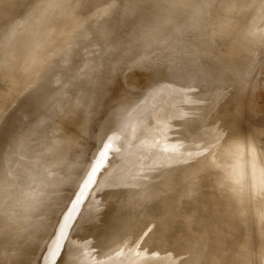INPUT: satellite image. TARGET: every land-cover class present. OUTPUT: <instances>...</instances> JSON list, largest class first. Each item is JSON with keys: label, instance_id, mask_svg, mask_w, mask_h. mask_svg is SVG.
<instances>
[{"label": "rangeland", "instance_id": "1", "mask_svg": "<svg viewBox=\"0 0 264 264\" xmlns=\"http://www.w3.org/2000/svg\"><path fill=\"white\" fill-rule=\"evenodd\" d=\"M24 1L11 0L10 3L8 0L0 1L3 6H12L8 12L0 16V34L2 35L0 40L3 36L5 38V34L7 35L10 24H15V32L11 31L13 36L6 40L3 38V42L0 41V99L4 104L9 102L8 106L12 103L10 108L6 106L9 109L5 107L4 111H7L0 113V264H136L137 260L143 258L146 253L157 250L155 243L159 236L156 231L170 228L171 234H177L180 235L178 237L183 238L179 233L183 226H180V230L177 229L175 220L181 218L180 215H184L189 209H194L193 218L196 221L206 219V227L207 229L210 227L208 230L214 237V244L211 246L214 247L213 253L207 255L208 247H206L199 249L188 258L190 252L182 244L175 246L172 240L167 241L162 249H158V252L162 255H172L178 263L181 262L180 264L185 263L187 258L189 264H200L201 260L206 264H214L215 261L216 264H233L234 262L237 264L236 259L230 260V254L227 255L228 250L230 251L232 232H229L231 229L229 226L231 225H223L218 221L219 215L210 212L213 211V206L215 209L225 207L223 203L229 200L226 202L222 200L230 199L229 195L233 191L228 190L229 194L226 196L225 190L222 192L216 187L198 184L189 188L190 193L186 192L188 197L181 196L183 189L189 186L190 174L200 168V170L205 169V173L206 170L209 169L208 172H211L213 170L211 168H214L206 161L208 156L204 154L206 148L187 149L193 127L186 122V119L191 115L193 119L202 109L198 108V103L194 106L193 101H190L187 103L190 104L187 110L180 109V106L160 110V107L167 102L165 100L179 97L182 92L178 88L168 90L165 88L163 93L162 82L170 78H176L178 82H181L185 73L200 72L199 65L203 64L202 62L216 60L215 53L216 61L226 69L232 68L237 61H244L246 64H243H249L250 68L244 70L247 72L245 75L248 79L243 90L247 104L242 115L240 114L241 124L249 121L248 126L245 123L243 125L245 128H250L252 124L258 123V127H261L264 133V40L258 41L256 46L251 47L253 50L248 49L247 43H243L253 30L259 28L258 32H264L262 29L264 28V0H249V2H255L257 7L253 12L256 15L253 16H249L245 11L249 4H246L244 0H179V4H171L167 0H143L144 5H137L135 10L131 9L126 17H123L122 7L116 1V4L114 2L110 6L111 11L113 7L118 6L114 9V11L117 9L116 13L113 11L114 14L112 13L110 20L114 16L118 18L108 20L106 34L103 31L102 36H100L101 33L98 35L97 29L92 27L95 21L101 18L98 19V16H96L97 20L91 18L101 15L99 13L102 10V5L99 6L101 0H94L96 2L92 3L96 6L92 4L83 15L84 28L87 27L88 30L82 28L74 32L70 27L74 20L72 15L75 16V9L82 4L81 1L85 0H71L68 6L62 4L64 0H40V2L34 0L36 3L44 1L51 3L44 5L45 7L37 4L36 8L35 5L33 8L35 13L33 11L29 13V6L27 7L31 4H29L31 0H26V5ZM102 2H105L103 6L109 5L106 0ZM108 2L112 3V0ZM208 2L213 6L211 13L210 9L207 10ZM13 7L14 10H12ZM164 7H170L171 12L159 16V9ZM179 7H187V9L177 11ZM43 8L45 11L42 10ZM22 9L28 14L23 13ZM61 9H64V13L57 15L56 12ZM87 13H89L88 16ZM43 15L45 18L42 19ZM187 17L196 23L197 32L190 39L183 37L180 32V26H184L183 22H187ZM88 18L91 20L89 21ZM159 18H161L160 21H158ZM29 19L33 20L30 22ZM92 20H95L94 24H91ZM126 20L143 21L138 24V29L132 30L128 38L125 36L127 30H124L126 38L121 36L123 32L122 34L120 32L125 28L122 26ZM87 22L91 23L87 26ZM60 25L63 29L61 31L57 29L58 33L53 34L52 38H50L51 35L48 38L45 36V32ZM108 25L111 28L113 25L116 28L121 27H118L116 32L115 27L112 30ZM154 25V28L161 31L159 35L152 33ZM89 26L93 28L92 32L95 29L96 32L93 33L98 35H95L96 38L101 37V40L92 37L93 39L90 40L93 43L92 46L88 41L94 34L89 33L91 30ZM77 34L80 36H76ZM84 35L87 39L85 42L89 43L88 46L84 42ZM103 35L105 37L108 35L109 41L103 42V39H107L102 38ZM75 36L80 40L83 39L77 40ZM230 36L234 39L228 42L227 37ZM69 39H74L72 44ZM119 39L121 41L125 39L123 43L119 42L120 46L116 42ZM188 40L192 45L191 54L184 46ZM101 42L104 47H107L104 51V47H100L103 46ZM86 46L90 47L87 49ZM94 46L100 50H97L95 58ZM208 46L212 51L206 55L205 49ZM89 49L91 53L88 52ZM157 50L166 51L167 56L161 54L153 56ZM177 50L184 55H181L178 60H173L172 55ZM102 51L105 52V57ZM99 59L103 62L99 63ZM111 61L113 68L109 67ZM106 63H110L108 67ZM86 64L89 66L88 70H85ZM100 66H105L106 69ZM6 69L7 72H5ZM107 70L119 72L113 81L105 73L108 72ZM32 71L43 73V75L31 81L23 92H17L15 88L23 83V74ZM206 73L211 76L214 72L213 70L210 72L209 69ZM3 76L15 88L7 82H2L5 80ZM106 79L109 84L106 83ZM105 84H107L106 88ZM103 88L108 97L98 104L97 97L104 91ZM154 92L163 93L158 96L162 100H149L150 93L154 94ZM36 95L38 100L34 101ZM12 97L13 100L10 102ZM180 101L182 100L180 99L178 103ZM177 104L175 103V106ZM159 119V123H167L162 132L155 130L157 125L154 124ZM142 121L140 131L147 133L148 140L129 151L126 148L127 139L136 132L135 125ZM46 128L48 131L44 140L40 141L38 136ZM258 145L260 147L256 146L259 155L264 156V143L263 146L261 143ZM144 156L151 158L143 161ZM200 156L202 161L199 160ZM203 162L206 163L203 164ZM207 164L210 166L206 169ZM197 166H200L199 169ZM145 171H153V177L146 180ZM97 177H100L101 182L108 180L106 182L108 185L101 188V191ZM247 181L250 182L248 178ZM247 187H249L248 192ZM254 187L256 185L250 189V185L246 184V188L242 191L244 199H241L244 201L239 199L242 203L237 206L243 216V220L240 219L243 221L241 225H244L240 240L248 239L246 241L249 244L245 245L248 244L249 249L253 247L259 250L264 244V227H262L264 226V195L260 193L258 187L256 188L259 192L255 193ZM236 188L239 191L236 194L239 196H233L241 197L242 194H238L241 193L240 186L237 185ZM202 189H206L210 195H216L213 205L209 203L208 206V203L203 202L201 206V203L196 202L194 198ZM250 191L251 194H257L258 197L261 195V197L256 199L255 196H250ZM158 192L162 194L161 200L148 203L149 198ZM209 194L205 198L210 200ZM168 195L171 197L166 199ZM165 199L171 201V213L169 212L171 216L159 223L156 217L159 213H163L160 210L165 208L167 203ZM237 223L240 224L238 221ZM154 227L155 233L148 235ZM126 232L130 236L128 243L120 240V243L114 246L112 242L115 239L124 238L123 234ZM250 232L259 236L256 241H253L251 238L253 233ZM247 236L249 238H246ZM199 239L201 241L203 237ZM204 239L206 242L205 237ZM217 239L219 241L222 239V242H217ZM205 242L202 240L199 243ZM222 243L226 245L227 252L226 256L222 254L220 257L217 251L225 246ZM143 245L146 252L143 251ZM256 256H258L257 264L261 262L264 264L262 261L264 253L256 254ZM220 260L221 263L218 262ZM140 264H146V262Z\"/></svg>", "mask_w": 264, "mask_h": 264}, {"label": "bare ground", "instance_id": "2", "mask_svg": "<svg viewBox=\"0 0 264 264\" xmlns=\"http://www.w3.org/2000/svg\"><path fill=\"white\" fill-rule=\"evenodd\" d=\"M10 1L8 0V3H10ZM36 1L33 0V3H32V0H31V2H29V4L30 3L33 4L31 6V8H29L31 4L30 5H27V7L29 6L28 7L29 13L31 11L35 10V9H33L35 5H36L35 7L37 8V4L38 5L41 4V6L51 4L48 1H44L42 3H36ZM38 1L40 2V0H38ZM93 1L94 0L81 1L82 4L80 6H79V4L81 2L79 1L80 3L77 4L79 7L77 6L78 8L75 9V11H74L75 16H74V14L72 15V17L74 18V20H73V24L70 26L71 27V31L74 32V30H77V29H82V28L85 29L84 28L85 27V24H84V21H83V19H84L83 15H85L86 10L87 9H90L89 7L92 6V4H94L97 0L94 1V3H92ZM102 1L103 0L99 1V2L102 3V4L100 3V5H99V6L102 5V7H101L102 10L99 9L100 7L97 6L98 9L101 10V12H99V13L101 14L100 16H102V17H100L99 15H95V17H91V18H95V20H97L96 19L97 18L96 16H98V19L99 18H101V19L98 20V21L92 20L93 21L92 23L91 22H87V26H88V23L89 24L90 23L91 24H94V21L96 22L93 26L92 25L91 26L94 27L95 29H97L96 31H98L97 32L98 35H100L99 33H101L100 36H102L103 31H105V34H106V30H107L106 29L107 28L106 25L109 24L108 23L109 22L108 20H110V17L112 16V13H113L114 9L115 8H118V6L117 7H113L114 9H113V11H111L112 8H110V6H112V4H114V2L116 4V1H117V3L121 5L120 7H122L121 8L122 11L120 9H119V11H121V13H123V15H124L123 17H126V15L129 13V11L131 9H134L135 10V8L137 7V5H144V1L143 0H112V3L108 2L109 0H106V2L109 4L108 6L107 5L103 6L105 4V2H102ZM168 1L171 4H177L179 2V0H167V2ZM244 1L246 2V4H249V7L245 10L246 12H248V15L249 16L256 15L255 13H253L254 11H256V8H257L256 5H255V2H249V0H244ZM25 2H26V0L24 1V3ZM69 2H71V0H64V1H62V4L64 6H68ZM239 2H241V1H239ZM2 4L3 3H0V16L3 15V14H5L6 12H8L12 8V6L11 7L9 6L10 7L9 8V7H7L8 5L7 6H3ZM5 4H7V3H5ZM26 4L27 3H25V5ZM22 5H24V4L22 3ZM64 6L62 8H64ZM21 7L23 8V6H21ZM48 7H46V8L48 9ZM75 8H76V6H75ZM28 9H27V11H28ZM185 9H187V7H181V8L179 7V8H177V11H185ZM208 9H210V13L213 10L212 3H210V2H208L207 10ZM12 10H14V7H13ZM42 10L45 11V8H43ZM63 10L64 9L58 10L56 12V14L58 15L60 13H64ZM159 10H160V11H158L159 16H164L166 13H170L171 12V8L170 7L169 8L168 7L160 8ZM23 11H24L23 13H25L26 15L28 14L27 11H26L27 13L25 12V10H23ZM38 11L41 12L40 10H38ZM94 11H96L95 8H94ZM33 12H31V13H33ZM71 12H72V10H71ZM88 14L89 13H87L86 15L88 16ZM95 14H97V12H95ZM44 16L45 15H43V17L41 16V18L42 19L45 18ZM93 16H94V14H93ZM114 17H117V16H114ZM114 17L110 21L114 20ZM117 18H115V19H117ZM88 19H89V21L91 20L90 18H88ZM31 20H33V19H31ZM31 20L29 19L30 22H31ZM160 20H161V18L158 19V21H160ZM186 20H187L186 23H185V21L183 22L184 23V26L183 25L180 26V30H181L180 32H181V34H182L183 37H188L190 39V37L194 33L197 32L195 30V24L196 23L192 19H190L188 17H187ZM261 22H263V21H261ZM141 23H143V21L140 22V20H139V21H136L135 22V21H132V20H126L123 23V26L121 24V26L123 28L125 27L124 29L122 28L123 31L122 30L121 31L119 30L121 32V34L123 32V35H121V36H124L126 34L125 33L126 31L124 32V30H127L128 32H127V35H125V36H127V38L130 37L131 36L130 33L132 32V30L138 29L139 28L138 24H141ZM118 25H120V23ZM155 25L152 27V30H153L152 33H154V35L155 34L156 35H159L161 33V31H158V29L154 28ZM259 25H261V24L259 23ZM14 26H15L14 23L10 24L9 28L7 29V31L9 30L8 33H7V35L5 34V38L3 36L0 41L3 42V40H6L8 38L10 39V37L13 36V33H11V31L13 30L15 32ZM121 26H118V27H121ZM113 27H115V26L113 25ZM113 27L112 28L110 27V28L112 30H114ZM117 28L115 30L116 32H117ZM57 29L59 31H61L63 29V27L61 25L60 26H56L53 29H51L50 31L48 30L47 32H45V36L48 38V36L51 35L50 38H52L55 35V33H58V32H56ZM86 29L88 30L87 27H86ZM90 29L91 30L89 31V33L90 32L93 33L95 31V29H94V31L92 32V29L93 28H91V27H90ZM262 29L264 31V28H262ZM258 30H259V28L253 30L246 37V40H244L245 42H243V43H247L248 49H250L254 45L256 46L257 43H258V41L260 42V40H262V39L264 40V32L260 33V32H258ZM108 31L111 33L110 29H108ZM119 31H118V33H119ZM109 32H107V33H109ZM3 33H5V32H3ZM82 34H84V33H82ZM88 34H87V39H88ZM90 35H92V34H90ZM95 35H97V34H94L91 37H89L91 39H89L88 42L91 43L90 44L91 46H92L93 43L90 40H92L94 37L96 38ZM118 35L119 34H117V36ZM73 36L74 35L72 34L71 37H73ZM76 36H78V34ZM79 36H80V34H79ZM114 36H116V35H114ZM121 36H119V37L120 38H124L125 37V36L124 37H121ZM78 37H76V38H78ZM85 37H86V35L83 36L84 42H85V40H87ZM102 38H107V39H103V42H105V40H108V35H107V37L104 36ZM74 39H72V40L69 39L70 40L69 42L72 44V42H73ZM96 39L101 40V37H100V39L99 38H96ZM116 39H117V37H116ZM160 39L165 41V39H162V38H160ZM232 39H234L232 36L227 37V41L228 42L229 41H232ZM77 40H80V39L78 38ZM77 40H75V41L76 42H79ZM98 40H96V41H98ZM123 40L125 41V39H123ZM75 41H74V43H75ZM108 41H106V43ZM114 41H116V40H114ZM122 41L119 39L116 42H118V45L120 46V44L123 43ZM94 42H95V40H94ZM111 42H109V44H111ZM119 42H121V43L119 44ZM41 43H43V42L41 41ZM98 43H100V41H98ZM115 43H113V44H115ZM159 43L163 45L162 42H159ZM85 44L87 46L89 45V43L87 44V41L85 42ZM106 45H108V44H106ZM115 45H117V44H115ZM87 46H86V48H87ZM184 46H186L189 49V54H191L190 48L192 47V45H191V43H190L189 40L186 43H184ZM96 47L94 46V48L96 50L95 55H94V53H92L94 55V58L96 56L97 50L99 49V48L96 49ZM100 47H104V44H103V46L101 45ZM91 48L93 49V47H91ZM105 48L107 49V47H104L103 51L106 50ZM90 49H89V51L88 50L87 51L90 52ZM95 50H93V51H95ZM205 50H207L206 51L207 52L206 55L209 54V53H211V51H212V50H210L209 46ZM98 51H100V50H98ZM98 53H101V52H98ZM103 53H104L103 56L105 57V52H103ZM157 54H161L162 56H167L166 55V51L162 52V51H158L157 50L153 54V56H155ZM90 55L91 54H89V56ZM93 55H91V56L93 57ZM99 55L102 56L101 54H99ZM181 55H184V53L182 54L179 50H177V52H175L172 55V59L173 60H178ZM215 55H216V60H217V54L215 53ZM169 56L171 58V55H169ZM97 57H98V55H97ZM213 57H215V56H213ZM103 60H104V58H103ZM216 60L215 61L209 60L211 62H208V61L202 62L203 64L199 65V67L201 66V71L200 72H197V73H185L186 75H184V79H182L181 82H178L176 78H174V79L173 78H170V79H167V80L166 79L163 80V82H162V85L164 86V87H162V90L164 91L163 93H165V90H164L165 88L167 90L169 88H174V89L175 88H178L182 92H181V96H179V97L178 96L177 97H174V99H172V100H168V99L165 100L167 102L164 103L160 107L161 108L160 110H162L164 108H170L171 106L177 107V108L180 106L179 107L180 109L182 108L184 110H187V108H189V105H190V104H187V103L190 102V101H193L194 104H192V105H194V106L198 103V108L200 107V109H202V111L200 110L199 114L196 117L193 118L194 120L191 119L192 118V115H191V117H189V118L186 119V122H188L189 124H191V126L193 127V130L190 131L192 135H190L191 137H190V140H189V144L187 146V149L190 150V149H193L194 147H202L203 149L206 148V150L204 151V154L208 155L207 158H206L207 159L206 161L208 163H211L215 169L214 168H211V169H213V170H211V172H208V170H209L208 169V170H206V173H205V169L202 168L203 170H200L201 169V168L199 169L200 166H197L199 170H197V171L193 172L192 174H190L189 180H188L189 186L183 189V194L181 196L184 197V198L188 197L187 196L188 194L186 192L189 190V188H192L191 186H195V185H198V184L199 185H204V186L216 187L218 189H221L222 192H224V190H225L226 191L225 192L226 193V196L229 194L227 192L228 190H231V192L233 191L229 195V197L231 196L230 199L228 198V199H225L224 200L222 198L223 199L222 202H226V201L229 200L227 203H225V204L223 203V205H226L225 207L222 206L223 208H219L218 207V208L215 209L214 206H213V211H210L211 213H215V214H218L219 215V220L218 221L221 222V223H223V225L224 224H227L225 226H228L229 224L231 225V226H229L231 228L230 231L225 228L227 231L232 232V235L231 236L229 234V236L231 237L230 238V247L228 245L229 244L228 243L229 241L226 240V241H228L227 242V245L230 248V251L228 250V252H227L226 251L227 250L226 249V245L222 243L223 245H225V246H222L224 249L221 248L220 246H217V247H220L219 249H221V250L218 249L219 251H217L218 253H220V254H218V256L221 257L222 254H223L222 256H226L225 254L227 252V255L230 254L229 255V259L230 260L236 259L237 260V262H236L237 264H257L256 259H258V256H256V254L257 255H260V254L264 253V244H263V247H260L259 250H256L255 248H254L255 249L254 250L253 247H250V249L247 247V245L249 243L246 240H248V239H245L244 238L245 241L240 240L241 239L240 235L242 234L241 232L243 230V226L244 225L243 226L241 225V222L243 223V221H241L240 219L243 220V216L240 214V211L241 210L238 209L237 204H241L244 201V200H241V199H244V196H243L244 193L242 191L244 190V188H246V184L247 185H250V189H252V186L253 185L254 186L256 185V187L259 188L260 193L262 192V194L264 195V165L262 163V158H264V156L261 155V154L259 155V150H258V147H260L258 144L261 143V145L263 146V143H264V133L262 131V128L261 127H258V125H257L258 123L257 124H252L253 125V126H251L252 129H251V127L250 128H245V126L243 125L245 123L244 121H243L244 123L241 124L242 121H241L240 118L242 117L241 116L242 115V112L244 111V108L246 107V104H247V101H246L247 98H246L245 93L243 92V90H244L245 83L247 82L248 79H247V77L245 75L247 72L244 71V70H249V68H250L249 64L244 65V64H246V63H244V61H237L232 68L226 69V68L221 67ZM112 61L110 62L111 64L109 63L110 66H109L108 63H106L107 66L106 65L105 66L106 67L109 66L111 68L112 67L111 66L112 65ZM114 61H116V60L114 59ZM100 62H103V61L100 60L99 63ZM104 62H106V60H104ZM247 63H249V62L247 61ZM102 65H104V63H102ZM105 66H102L103 68L101 66L100 67L102 69H104ZM242 66H244V67H242ZM86 67L87 68L85 70H88L89 66L87 64H86ZM209 69H210V72H211V70H213V72H214V73H211V76L206 73V71H208ZM108 70H110V69L108 68ZM112 70H110V71H112ZM110 71L105 72V73H107V75L111 77V79H112L111 81H113L115 79L116 75L119 72H110ZM5 72H7V69H6ZM102 73H104V72H102ZM148 73H151V72H148ZM3 74H8V73H3ZM42 75H43V73H38L36 71L24 73L23 74L24 79L21 78V79H23V81H22L23 83H21V86L18 84L19 86L17 88H15L13 86V84L11 85V82L10 83L7 82V79H5L4 76H3V79H5L6 81L4 80L2 82H5V83L7 82L11 86H13L16 90H18L17 92H23L26 88H28L27 86L31 83V81H34L35 79L41 77ZM106 83H108L107 79H106ZM106 85L107 84L104 85L105 88H106ZM105 88H103L104 91H102V93H100V95H98V97H97L98 104H100L101 102H103L104 100H106V98L108 97L107 96V93L105 92ZM16 90H15V92H16ZM13 93H14V91H13ZM16 94L17 93H15V95ZM18 94H21V93H18ZM160 94H161L160 92H154V94L153 93H150L149 100L150 99L151 100L156 99L158 101L159 100H162L160 97H158V96H160ZM155 97H157L159 99H157ZM34 98H33L34 101H37L38 100L37 95ZM180 99L182 101H180L178 103V101ZM8 100H6V101H8ZM12 100H13V97L11 98V101L10 102H12ZM6 101H4V102H6ZM2 102L3 101L0 99V104ZM175 103L176 104L178 103V104L175 106ZM7 104L9 105V102H6L5 104L2 103V105L0 106V113H4L5 111H7V110L4 111L5 107L8 106ZM11 104H10V106H11ZM10 106H8V107L10 108ZM8 107H6V109H9ZM176 110H178V109H176ZM163 111H165V110H163ZM156 115H157V113H156ZM100 119L101 118H99V120ZM160 119L154 124V125H157L155 127V130L157 132H162L164 130L165 125L167 124V123L164 124V123H161V122L159 123ZM245 120H246V117H245ZM247 122H249V121H247ZM247 122L245 124H247V126H248V123ZM142 123H143V121L135 125L136 126L135 127L136 132L133 134V136H131V137H129L127 139V143L128 144H127L126 148H128L129 151L130 150H133L136 147L141 146L143 143H145L146 140H148L147 133L140 131V129H142L141 128ZM157 123H159V124H157ZM48 128H50V127H48ZM48 128L43 129L40 132V134L38 136V139L40 141H43L44 140V136L46 135V131H48ZM245 132H246V136H245ZM1 135H3V133H1ZM22 142H24V141H22ZM256 142L258 143V144H256L258 147L255 145ZM263 148H264V146H263ZM149 151H151V150H149ZM263 151H264V149H263ZM150 155L153 156L152 153H150ZM201 157L202 156H200V158ZM150 158H151L150 156H144L142 158V160L143 161H146V160H149ZM199 160L202 161L203 159L201 158ZM197 161H198V159H197ZM204 163H206V162H203V164ZM217 163H219V164H217ZM199 164H200V162H199ZM199 164H197V165H199ZM215 164H217V165H215ZM212 165H211V167H212ZM219 165H222V166H219ZM209 166H210V164H207L206 169H207V167L209 168ZM217 167H219V168L222 167V168H220V169L218 168V170H217ZM202 171H204V173ZM153 175H154L153 171H145L144 172V178L146 180L147 179H151L153 177ZM100 177H97V179H98V187H99V189L101 191L104 187H106L108 185V184H106V182L108 180H104V181L101 182ZM247 178L250 180V182L247 181ZM143 181H144V179H143ZM134 183H135V180L133 181V184ZM182 184H185V183H182ZM237 185H238V187L240 186L241 193H238V194H242L241 197H234L233 196V195H237L236 193L239 192V191H237V188H236ZM256 187L253 188V190L256 189L255 190V193H256V191L258 189ZM248 188L249 187H247L246 190ZM260 188H261V190H260ZM175 190H176V188H175ZM178 191H179V189H178ZM259 191H257V192H259ZM247 192H248V190H247ZM188 193H190V192L188 191ZM233 193H235V194H233ZM208 194L209 193H208V191L206 189L205 190L202 189V190H199L198 191L197 197L194 198L195 197L194 196L193 198L196 199V202L197 203H199V204L201 203V206H202L203 202L208 203L207 204L208 206H209V203L211 205H213V202L216 200V195H213V194L210 195L209 194V196L211 197V199L209 200V198H205V197L208 196ZM250 194H251V191H250ZM245 195H246V193H245ZM247 195L249 196L248 193H247ZM252 195L253 194H251L250 196H252ZM256 195L254 194L253 197L254 196H255V198L258 197ZM189 196H190V194H189ZM191 196H193V195H191ZM223 196H224V194H223ZM237 196H239V195H237ZM169 197H171V196L168 195L166 197V199H169ZM259 197H261V195ZM161 198H162V194L158 192V193H156L155 196H151L149 198L148 203H150V202L155 203L156 201L161 200ZM166 199H165V201H166ZM239 199L242 201L241 203H240V200ZM166 202L167 203L165 204V208L163 210H160L163 213H159L157 215V217H156V221L159 222V223H162L163 221H165L166 219L170 218V216H171V215H169V212H170L171 207H172V205H170L171 201L168 200ZM222 202L220 203L221 205H222ZM248 202H249V200H248ZM217 203H219V202H217ZM256 204H253V205H256ZM250 205H251V203H250ZM240 206H242V205H240ZM245 206H247V204ZM245 206H243V207L245 208ZM260 206L262 207V205H260ZM245 209L247 210V208H245ZM193 210L194 209L187 210V212L184 213V215L183 214L180 215L181 218H179L177 221L175 220V223L178 225L177 226V229L179 228V230H180L181 229L180 226L181 225L183 226L182 229H181V231H179V233L182 234L183 238L182 237L181 238L178 237L180 235L171 234L170 228H168V229L165 228L164 230L161 229L159 231H156L155 230V227L153 229H151L149 231V234L148 235H150L152 233H155V231L158 232L159 238H158L157 242L155 243V245L157 246L156 247L157 250H153V252H151V253L150 252L146 253V255L143 258L137 260L136 264H140L142 262H144V263L146 262V264H174V263L176 264V263H178V260H176L172 255H170V254L162 255V254H160L158 252L160 249H162L166 245L167 241L170 242L171 240H172L173 244H175V246H178V245H181L182 244V246L185 247V249H187L190 252V256L188 258L192 257V255L195 254L196 252H198L199 249L206 248V247H208V253H206V254L207 255L212 254L213 253V250H214V247H211V246L214 244V237L212 235H210V234H212L208 230V229H210V227H208V229H207V227H206V219L205 218H203V219H201L199 221H196L193 218V213H194ZM215 210H217V211H215ZM243 212H244V210H243ZM243 212H241V213L243 214ZM174 215H175V213H174ZM257 215H259V214H257ZM244 216H245V212H244ZM263 216H264V214H263ZM238 217H239V219H238ZM253 217H255V216H253ZM253 217H250V218H253ZM261 218H262V216L260 217V219ZM246 219H248V218H246ZM260 219H259V221H260ZM214 220H216V218ZM211 221H212V219H211ZM237 221L240 222V224H238ZM244 221H245V218H244ZM256 221H258V220L256 219ZM246 222L248 223V221H246ZM236 224H238V226H236ZM258 224H260V223L258 222ZM195 227H196V229H194ZM247 227H248V225H247ZM262 227H264V226L262 225ZM171 228L173 229V227H171ZM259 229H261V228H259ZM123 231H121V232H123ZM131 231H128V233H132ZM250 233H253V232H250ZM219 234H220L219 236H221V233H219ZM123 235L125 236L124 238H121V239L118 238V239H115L112 242L114 244V246L115 245H118L120 243V240H125V241H127L126 243H128L129 238H130L129 234H127V232H126ZM222 235H223V233H222ZM261 235H260V237H262ZM170 236H171V238H170ZM225 236H226V234H225ZM245 236H246V233H245ZM245 236H243V237H245ZM201 237H203L202 240H204V242H205L204 237L206 238V242L205 243H199V242L202 241V240L200 241V239H199ZM258 237L259 236L256 233H253V235H251V238L253 239V241L254 240L256 241L258 239ZM246 238H249V237L247 236ZM222 239L220 240L221 242H222ZM238 239L240 241H238ZM260 239H262V238H260ZM218 241L219 240L217 239V242ZM224 242H225V239H224ZM232 243H233V245H231ZM246 243H248V244L245 245ZM144 245H146V244H144ZM144 245L142 246L143 249H144ZM219 245H220V243H219ZM255 247H257V246H255ZM143 251L146 252L145 249ZM217 252H215V253H217ZM215 253H214V256H216ZM218 256L216 258H218ZM188 258L186 259V262L183 263V264H189V262H188L189 259ZM215 259H213V260H215ZM242 259L243 260L244 259H248V260H244V261H246V262H244V261H242ZM223 261H226V260H223ZM262 261L264 262L263 259H262ZM215 262H214V264H216ZM218 262L221 263V260L218 261ZM180 263L181 262L179 261L178 264H180ZM200 264H206V262L203 261V260H201ZM261 264H262V262H261Z\"/></svg>", "mask_w": 264, "mask_h": 264}]
</instances>
